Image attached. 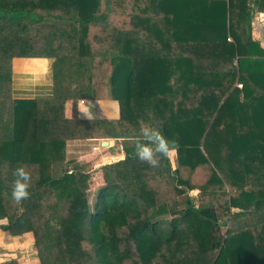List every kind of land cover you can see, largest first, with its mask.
<instances>
[{
	"label": "trees",
	"instance_id": "trees-1",
	"mask_svg": "<svg viewBox=\"0 0 264 264\" xmlns=\"http://www.w3.org/2000/svg\"><path fill=\"white\" fill-rule=\"evenodd\" d=\"M144 1L114 23L109 0H0V229L31 233L38 264H264V46L252 36L264 0ZM94 45L117 118L39 119L11 96V59L45 56L55 97H101ZM145 126L176 142L175 166L135 156ZM84 138L119 153L94 190L66 156ZM205 163L203 183L180 176ZM18 166L31 173L19 203ZM163 173L175 196L157 202L139 180Z\"/></svg>",
	"mask_w": 264,
	"mask_h": 264
},
{
	"label": "crops",
	"instance_id": "crops-1",
	"mask_svg": "<svg viewBox=\"0 0 264 264\" xmlns=\"http://www.w3.org/2000/svg\"><path fill=\"white\" fill-rule=\"evenodd\" d=\"M254 35V32L252 31ZM252 35V36H253ZM53 58L45 56H16L11 59L10 94L13 98L31 99L35 104V116L39 119H71V118H108L119 116L118 101L109 97H97L94 99L74 97L58 98L53 95L52 63ZM84 100L80 102V100ZM104 150L92 149L95 144H102L104 140L98 138L70 139L66 141V156L75 158L82 166V172L88 175L95 173L96 164L109 163L119 155L115 140ZM108 142V141H107ZM108 144V143H107ZM98 159V163L94 159ZM94 161V162H93ZM90 171V172H88ZM143 179V178H142ZM87 182V181H86ZM141 181V179L139 180ZM101 185V184H99ZM99 185L88 184V190H94ZM155 197L154 192H148ZM161 201V200H159ZM158 202V201H157ZM4 233H7L5 235ZM6 237L10 234L0 229V235ZM9 234V235H8ZM25 234H30L29 232ZM12 236V235H11ZM18 236V235H17ZM20 236V235H19ZM2 246L10 250L6 243ZM12 257L9 251V257ZM37 259V257H36ZM38 263V260H37Z\"/></svg>",
	"mask_w": 264,
	"mask_h": 264
},
{
	"label": "rangeland",
	"instance_id": "rangeland-1",
	"mask_svg": "<svg viewBox=\"0 0 264 264\" xmlns=\"http://www.w3.org/2000/svg\"><path fill=\"white\" fill-rule=\"evenodd\" d=\"M137 1V2H136ZM136 3L139 7L145 6L144 0H109V5L111 6V18L110 21L114 23H121L124 20L122 19L123 16L120 14H123L124 9L131 12L132 4ZM136 9L135 11H137ZM128 15L126 16V18ZM129 17L127 18V20ZM252 31L254 32L253 38L257 39L262 46H264V12H255L252 16ZM104 35V34H102ZM96 41V40H95ZM104 40H102L103 42ZM70 47V46H69ZM94 51L98 52L95 53V64L93 65V80H95L96 83V91L101 97H105L108 95L106 85L105 83V75L109 71V64L107 61H100L101 52L105 50L104 46H97L94 45ZM69 57H72L69 51V48L65 52ZM70 66L72 65V61L69 62ZM74 119V118H71ZM102 140V139H101ZM105 141H108L107 145L103 144H95L98 149L101 148L104 150L107 146L111 145L112 141L110 139H107ZM102 143V142H101ZM92 146V149L93 147ZM94 149V150H98ZM119 155H114L113 157L117 158ZM170 160L172 162V165L175 166L177 164L176 162V152L175 155L170 157ZM98 163V159H94ZM93 161V162H94ZM106 164V163H104ZM104 164H96L97 168H95L94 172L92 173L90 171L89 179L87 180L86 184H92L94 186L103 184L105 182V175H104V169H102V166ZM211 164H200L197 165L194 168L189 167H180V176L182 178L187 179L189 182L194 184H200L203 183L210 175L211 173ZM141 181H144L145 183H140V186L143 188L145 192H154L155 199L157 201L159 200H170L175 196V190L174 186L171 180V175L169 173H163V174H155L146 176ZM190 192L197 194L198 190H191ZM2 222L4 221L1 220ZM7 235V233H4ZM9 235V234H8ZM6 243L9 247V251H11L12 257H15L19 264H38L36 259V253L33 248V236L32 234H21L18 235H10L4 239V236L0 235V261L7 258L9 256V251L7 254L2 253L3 249H5L2 244ZM11 257V256H10ZM9 257V258H10Z\"/></svg>",
	"mask_w": 264,
	"mask_h": 264
},
{
	"label": "clouds",
	"instance_id": "clouds-1",
	"mask_svg": "<svg viewBox=\"0 0 264 264\" xmlns=\"http://www.w3.org/2000/svg\"><path fill=\"white\" fill-rule=\"evenodd\" d=\"M135 156L143 163L152 168L161 165V158H170L175 155L176 142L169 141L161 131L145 126L140 135L134 140ZM12 175L15 177L12 184L11 196L16 202H22L30 195L28 189L31 182V173L23 166L14 169Z\"/></svg>",
	"mask_w": 264,
	"mask_h": 264
},
{
	"label": "built area",
	"instance_id": "built-area-1",
	"mask_svg": "<svg viewBox=\"0 0 264 264\" xmlns=\"http://www.w3.org/2000/svg\"><path fill=\"white\" fill-rule=\"evenodd\" d=\"M230 39V38H229ZM84 100H80V102H83ZM93 149H98L96 146L93 147Z\"/></svg>",
	"mask_w": 264,
	"mask_h": 264
},
{
	"label": "water",
	"instance_id": "water-1",
	"mask_svg": "<svg viewBox=\"0 0 264 264\" xmlns=\"http://www.w3.org/2000/svg\"><path fill=\"white\" fill-rule=\"evenodd\" d=\"M107 143H108V142L105 141V140L102 142L103 145H107Z\"/></svg>",
	"mask_w": 264,
	"mask_h": 264
}]
</instances>
